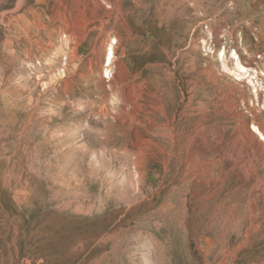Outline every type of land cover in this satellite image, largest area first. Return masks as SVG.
Wrapping results in <instances>:
<instances>
[{"label": "rangeland", "instance_id": "374dc122", "mask_svg": "<svg viewBox=\"0 0 264 264\" xmlns=\"http://www.w3.org/2000/svg\"><path fill=\"white\" fill-rule=\"evenodd\" d=\"M256 127L264 0H0V264H264Z\"/></svg>", "mask_w": 264, "mask_h": 264}, {"label": "bare ground", "instance_id": "6f19581e", "mask_svg": "<svg viewBox=\"0 0 264 264\" xmlns=\"http://www.w3.org/2000/svg\"><path fill=\"white\" fill-rule=\"evenodd\" d=\"M113 55H114L113 54V47H110V49L106 52V59H105L106 62H108V64L111 63ZM240 67L244 69V66H242L241 63L239 62V68ZM252 132L258 133L260 136V139H264V134L262 133V131L258 127H256V130L253 128Z\"/></svg>", "mask_w": 264, "mask_h": 264}]
</instances>
